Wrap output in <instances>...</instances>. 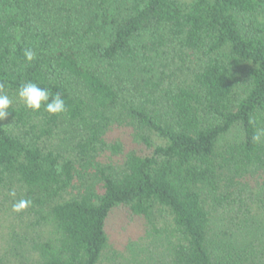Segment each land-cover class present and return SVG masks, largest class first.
I'll return each instance as SVG.
<instances>
[{
	"label": "trees",
	"instance_id": "trees-1",
	"mask_svg": "<svg viewBox=\"0 0 264 264\" xmlns=\"http://www.w3.org/2000/svg\"><path fill=\"white\" fill-rule=\"evenodd\" d=\"M0 82V192L31 200L36 264H102L117 211L147 223L146 264H264L245 195L264 179V0H0ZM27 82L67 111L27 109ZM115 124L141 149L110 145ZM60 126L85 167L108 149L122 164L78 185V163L42 144Z\"/></svg>",
	"mask_w": 264,
	"mask_h": 264
},
{
	"label": "rangeland",
	"instance_id": "rangeland-1",
	"mask_svg": "<svg viewBox=\"0 0 264 264\" xmlns=\"http://www.w3.org/2000/svg\"><path fill=\"white\" fill-rule=\"evenodd\" d=\"M132 133L133 130L128 126L119 127L115 124L110 132L105 135V138L110 145L116 144L117 139H122L126 145V151L128 146L141 149L139 141L133 142ZM78 134L75 130L60 126L54 135L42 141L43 145L78 163L80 176L83 178L81 182H78V185L81 186L83 182L88 184L97 183L100 180V170L109 164H114L115 167L122 164L123 158L115 155L112 149H108L101 151L97 162L93 165L88 167L82 165L79 157L74 152L75 144L79 140ZM259 182L261 183L258 184L257 181L250 183L245 195L246 198L252 196L247 198L248 201H246L252 210V214L249 216L258 219L256 215L260 213L259 217L262 218L258 220L264 223V208L254 198L256 194H261L264 190V179ZM12 204L11 198L0 192V261L4 264H36L37 255L33 251L32 243L37 240L39 232L36 227L28 228L24 212L15 213L12 210ZM148 231L147 223L144 220L136 218L125 211L115 212L108 221L109 244L103 253L102 264H146L147 258L151 257L155 250L152 233Z\"/></svg>",
	"mask_w": 264,
	"mask_h": 264
},
{
	"label": "clouds",
	"instance_id": "clouds-1",
	"mask_svg": "<svg viewBox=\"0 0 264 264\" xmlns=\"http://www.w3.org/2000/svg\"><path fill=\"white\" fill-rule=\"evenodd\" d=\"M24 56L28 62H32L36 53L31 49L24 50ZM5 85L0 82V121L6 119L9 115V109L12 101L4 92ZM18 96L24 103L25 107L32 112H40L43 108L44 111L53 116L62 115L67 111V105L64 99L59 95H51L49 91L39 87L36 83L27 82L20 86L18 89ZM264 138V131H257L252 136L254 143H261ZM10 196L15 197V190L10 191ZM30 199H20L13 204V211L17 214L25 212L31 206Z\"/></svg>",
	"mask_w": 264,
	"mask_h": 264
}]
</instances>
